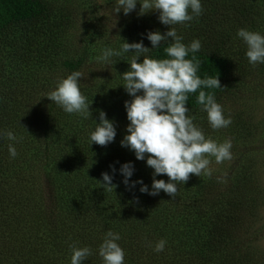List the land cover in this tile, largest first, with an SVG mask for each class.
Segmentation results:
<instances>
[{
  "label": "trees",
  "instance_id": "16d2710c",
  "mask_svg": "<svg viewBox=\"0 0 264 264\" xmlns=\"http://www.w3.org/2000/svg\"><path fill=\"white\" fill-rule=\"evenodd\" d=\"M96 1L0 0V132L11 130L19 141L0 136V264H71L73 243L92 250L84 264H102L98 248L109 230L121 236L124 264H264L257 240L264 229V152L252 146L258 136L250 112L259 99L248 67L246 113L231 117L228 127L211 128L197 104L199 90L189 94L186 105L206 138L231 140L232 159L217 164L209 157L212 176L191 175L178 185L175 198L163 191L142 193L139 183L130 188L120 172L127 162L135 169L129 184L142 179L151 191L153 182L147 158L138 160L121 145L130 123L125 101L133 98L121 74L130 69L127 59L134 53L110 63L95 58L105 48L119 50L124 40L152 48L147 33H165L171 26L162 24L156 11L139 15L140 0L128 15L123 9L114 13L115 0H106L101 11ZM200 2L202 14L175 27L185 45L201 42V50L186 58L200 62L202 79L219 77L221 88L201 89L219 103L230 96L233 59L246 57L238 30L251 20L264 35L259 24L264 0ZM172 42L169 38L146 55L167 58L164 49ZM74 71L83 74L80 91L92 103L88 119L65 113L45 97ZM100 110L117 130L106 147L90 144ZM257 120H264V112ZM9 143L18 152L14 159ZM241 145L246 151L237 150ZM104 172L113 176L111 192L100 187ZM156 179L168 181L166 175ZM161 239L166 245L157 253L153 247Z\"/></svg>",
  "mask_w": 264,
  "mask_h": 264
},
{
  "label": "clouds",
  "instance_id": "9594fccd",
  "mask_svg": "<svg viewBox=\"0 0 264 264\" xmlns=\"http://www.w3.org/2000/svg\"><path fill=\"white\" fill-rule=\"evenodd\" d=\"M139 15L152 11L159 13L158 19L170 29L149 31L147 39L152 48H148L143 41L129 43L126 40L119 50L105 48L102 54L95 59L97 62L110 63L113 57H122L126 53H134L127 59L130 69L122 73L126 92L133 97L125 101L127 119V134L121 140L123 147L135 153L138 160H145L148 167L153 169V182L151 191L143 180L133 181L129 184L134 173V165L127 162L121 165L120 172L124 176L126 186L135 187L141 184L140 191L150 195H157L161 191L175 198L178 185L186 184L191 175L199 177L212 176V161L214 157L217 164L232 159V142L225 140L217 143L211 138H206L203 131L188 116L189 108L186 106L189 94L199 90L197 104L200 110L207 113L208 122L213 130L226 128L232 123L229 115L225 118L223 108L216 102L214 93L201 89L221 88L219 77L201 78L197 72L200 62L195 56L186 57L189 53L201 50V42L194 40L190 45L182 43L183 37L178 35L175 25H187L195 17L202 14L203 8L200 0H140ZM137 0H115L114 13L121 9L128 15L136 9ZM237 37L246 45V57L254 67L264 63V35L260 32L240 28ZM172 39V43L164 49L167 58L153 59L146 53L151 49L159 48L161 43ZM144 59L140 62L139 58ZM83 74L74 71L66 78L61 79L54 90L45 97L63 109L67 114H76L84 119L92 117V110L87 98L81 93L79 80ZM142 93V94H138ZM117 135L115 123L107 118L105 111H99V122L95 130L90 133V144L106 147L114 142ZM0 136L9 141H18L17 136L11 131L0 132ZM22 140V137L20 138ZM11 158L18 156L12 143L8 145ZM113 172L115 167L112 166ZM166 175L168 181L156 179L157 176ZM219 179V178H218ZM113 176L108 172L102 173L100 187L105 192H111L116 185L112 183ZM121 239L119 233L107 231L98 248V255L102 264H124L125 251L117 242ZM166 241L161 239L156 242L153 251L159 253L165 248ZM151 246V245H149ZM71 264H84L93 254L89 247L70 245Z\"/></svg>",
  "mask_w": 264,
  "mask_h": 264
},
{
  "label": "rangeland",
  "instance_id": "374dc122",
  "mask_svg": "<svg viewBox=\"0 0 264 264\" xmlns=\"http://www.w3.org/2000/svg\"><path fill=\"white\" fill-rule=\"evenodd\" d=\"M85 1L86 0H72V4H76L78 2L85 3ZM95 3L99 8L98 10L101 11L102 6L106 3V0H97ZM259 24L264 23L260 22ZM247 30L260 32L263 35V33L261 32L262 27L259 25H256V27H254L253 24H251V20L247 24ZM238 60L239 59L234 58L231 66V84L228 87L230 96H228L227 98H225L224 96V98L218 104H220L223 110L226 111L227 117L229 115L231 117H233L234 115H238L241 111H244L246 113V67H248V80L253 85V95H256L257 99H259V103L257 104L258 108L250 112H254L253 115L256 116L254 117V122H256L257 124L255 125V131L258 136V138L253 141L252 146H254L255 144L261 146L264 152V120H257L261 113L264 112V63H259L254 67L249 63V61L246 65V57L239 63H237ZM251 100L252 99H250V101ZM190 117L194 118L193 115ZM236 148L237 150L246 151V145L237 146ZM253 148L258 149L257 146ZM257 240L260 242L258 245L264 250V229L262 230V234L259 238H257Z\"/></svg>",
  "mask_w": 264,
  "mask_h": 264
}]
</instances>
